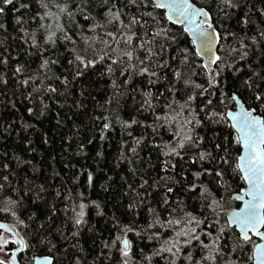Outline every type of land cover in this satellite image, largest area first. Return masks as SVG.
Masks as SVG:
<instances>
[{
  "label": "snow or ice",
  "instance_id": "1",
  "mask_svg": "<svg viewBox=\"0 0 264 264\" xmlns=\"http://www.w3.org/2000/svg\"><path fill=\"white\" fill-rule=\"evenodd\" d=\"M6 10L17 13L13 40L29 45L21 48L28 59L14 67H8L16 58L6 46ZM0 33V68L7 69L0 71V136L35 128L20 117L18 129L9 119L18 105L37 119L50 110L46 100L71 97V107L84 109L72 86L83 81L79 96L88 99L85 77L94 74L107 77L111 91L103 103L91 97L99 114L90 116V136L78 142L76 154L98 140L93 158H103V142L118 125L115 166H133L121 177L125 212L111 218L98 252L85 255L81 230L92 211L104 215L100 202L86 195L94 171L81 166L69 178L71 187L49 190L47 181L37 185L19 169L30 160L16 156L14 169L8 153L0 154V213L15 218L16 227H33L24 236L0 235V253L15 243L56 248L58 238L69 243V264H264V7L252 0H207L203 7L191 0H0ZM128 98L134 107L124 118L121 100ZM237 181L246 186L234 189ZM26 199L39 211L21 218ZM233 200L240 203L231 207ZM10 251L0 264H12L16 250ZM40 264L54 258L43 256Z\"/></svg>",
  "mask_w": 264,
  "mask_h": 264
},
{
  "label": "trees",
  "instance_id": "2",
  "mask_svg": "<svg viewBox=\"0 0 264 264\" xmlns=\"http://www.w3.org/2000/svg\"><path fill=\"white\" fill-rule=\"evenodd\" d=\"M198 6L203 7L207 0H192ZM252 3L256 6L264 7V3H261V0H252ZM17 13L6 10L3 21L7 24V34L8 39L6 41V46L9 47V51L12 53V56L15 57V61H10L8 67H14L15 62H23L28 59V57L23 55L21 48L28 49L29 45H24L22 40L16 39L13 40V37L17 36L18 28L15 24L14 17ZM253 21L257 23L260 22V17L253 15L251 17ZM232 24L235 25V20L232 21ZM174 31L181 30L180 25L171 26ZM255 34L253 33H249ZM4 34L0 33V39H3ZM187 39L188 44L191 43V39L188 34L181 36V39ZM187 46V45H182ZM194 50V46H193ZM259 57H253V60H257ZM199 62V58H197ZM39 61H37L38 63ZM33 68L36 67V64L32 65ZM54 71H64L65 69H53ZM0 71L7 72V69L0 68ZM231 69L226 70L224 73L225 77L229 75ZM85 80L88 81L87 88L88 92L91 93V97H95L96 101L103 103V101L110 95V85L106 83L107 77H99L94 74H90L85 77ZM83 81L74 82L72 88L75 89L73 95L81 99L85 104L84 109H76L71 107L72 100L69 98L68 103H64L63 98H58L60 103H55L54 101L46 100L45 103L50 104V110L46 113L45 116L39 117L32 116L28 114L25 109L18 105L20 108L19 112H16L9 119L16 120V127L20 128V117H23L24 120L35 125V128H29L27 131L21 129L19 132L13 131L10 136H0V154L7 152L8 159L11 160L10 167L17 169V162L15 160L16 156H19L22 160H30L31 165H19V169H26V175L29 180H32L35 184L45 183V187L49 190H54L61 184H64L65 187H71L70 177L74 173L79 171L81 166L88 168L91 171H94L96 181L93 188H90L86 191V195L90 194L92 199H96L100 202L101 208L103 209V216H99L95 211H92L89 214V224L86 225L81 230L80 244L84 247V254L87 255L89 251L95 249V252L99 250L100 240L107 237L109 232L106 230L111 226V218L113 216L122 217V214L125 212L123 205L127 203V197L124 195L126 191V185L121 180V177H128L129 170L132 165L127 164V162L121 161L120 167L117 168L116 165V154L121 148L120 140V131L119 126H116L115 131H113L108 140L103 142V151L105 153L103 158L94 159L95 151L99 146V141H94L92 145H85V152L77 155L76 150L78 142L85 138L86 135L90 136L86 131V126L90 125V116L95 111L96 114H99V109H94V101L89 97L84 99L79 96L80 83ZM53 86H57L54 84ZM12 85H9V91L11 90ZM155 91V89H153ZM72 91V89H70ZM88 93H86L87 96ZM138 98V97H137ZM63 105V107H61ZM122 110L121 115L124 118H127L126 113L133 111V102L130 98L126 101L121 100ZM115 107V105H113ZM3 110L0 109V112ZM57 112H59V117H57ZM141 119L143 117H140ZM151 118L149 117V120ZM57 120H60L59 125ZM150 131V130H149ZM201 135H204L208 138L211 137L212 132L201 128L198 129ZM79 134L77 135V133ZM133 135H139V130L135 131ZM164 139H167L168 136L166 133H161ZM47 136V143L44 142V138ZM27 137L31 140L29 145L24 139ZM72 137L71 140L67 139ZM142 156L147 159V152H142ZM155 157H153V161ZM4 162H8L5 160ZM75 165V167H72ZM59 173V175H56ZM154 174V173H153ZM25 175L24 171L20 172V176ZM111 176L112 180L107 178ZM11 179V177H10ZM81 182H83L84 177L81 175ZM23 183V179L20 180ZM67 182V183H65ZM13 183H16V180H13ZM101 185H104L102 187ZM123 185V187H122ZM238 186H245L243 181H237L236 184H233V188L236 189ZM105 188L107 190H105ZM83 190V189H81ZM49 203L52 202L51 198H48ZM25 205H27L26 210L22 211L21 218H24L30 212H38L39 209L31 204L27 199L25 200ZM41 202L36 201V204L39 205ZM240 202L230 201L229 205L231 207H236ZM62 204L58 203L56 205L57 209L62 208ZM56 216L62 218L63 213L61 211L56 212ZM0 219L6 222L8 225L13 227L16 232H19L21 236L25 235V232L31 233L33 227L27 229H22L21 227H16L15 218L4 213H0ZM57 223L60 221L57 220ZM27 223V221H26ZM88 227H94L96 232H89ZM71 229H69L70 231ZM0 235H4L3 231L0 229ZM26 240H29L28 236H25ZM256 239V238H254ZM95 241V244H94ZM74 242V241H73ZM257 242V239H256ZM53 243L57 245L56 248L46 247L44 245H33L30 248L24 249L20 255V260L24 264H32L34 258L37 255H51L54 258V264H69L67 256L69 254V243L58 238L53 240ZM141 247L147 241H138ZM18 244H10L9 249H16ZM95 254V253H94ZM92 260V256L88 255V261ZM87 264V262H84Z\"/></svg>",
  "mask_w": 264,
  "mask_h": 264
},
{
  "label": "water",
  "instance_id": "3",
  "mask_svg": "<svg viewBox=\"0 0 264 264\" xmlns=\"http://www.w3.org/2000/svg\"><path fill=\"white\" fill-rule=\"evenodd\" d=\"M191 2H192L196 7H200V6H198L195 2H193L192 0H191ZM188 35H189L190 39H192L191 35H190V34H188ZM245 186H246V185H245ZM0 224H3V225H4L3 228H0L2 231H4V232L10 234L11 236L15 235L16 230H15L13 227H11L10 225H8L6 222H4V221L1 220V219H0ZM10 228L12 229L11 232L9 231ZM256 239H257V242H259V241H258V238H256ZM17 244H18V243H17ZM15 250H16V255H15V258H12V264H24V263H22L21 260H20V255L22 254V252L24 251V249H21L20 246H19V244H18V247H17ZM43 256H46V254H44V255H37V256L34 258L32 264H40V259H41V257H43Z\"/></svg>",
  "mask_w": 264,
  "mask_h": 264
},
{
  "label": "rangeland",
  "instance_id": "4",
  "mask_svg": "<svg viewBox=\"0 0 264 264\" xmlns=\"http://www.w3.org/2000/svg\"><path fill=\"white\" fill-rule=\"evenodd\" d=\"M3 233H4L5 237L11 236L10 234H8L4 231H3ZM5 258H11V251L6 250L5 252L0 253V259H5Z\"/></svg>",
  "mask_w": 264,
  "mask_h": 264
}]
</instances>
